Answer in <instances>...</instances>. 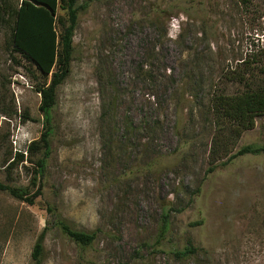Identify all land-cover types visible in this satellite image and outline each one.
I'll return each instance as SVG.
<instances>
[{"label":"rangeland","instance_id":"rangeland-1","mask_svg":"<svg viewBox=\"0 0 264 264\" xmlns=\"http://www.w3.org/2000/svg\"><path fill=\"white\" fill-rule=\"evenodd\" d=\"M80 3L36 184L41 153L10 167L44 129L36 68L13 60L0 22V181L41 190L35 204L0 191V264H32L45 228L44 264H264V112L235 149L255 153L210 160V99L243 91L227 76L264 50V0ZM58 219L96 241L82 248Z\"/></svg>","mask_w":264,"mask_h":264},{"label":"trees","instance_id":"trees-1","mask_svg":"<svg viewBox=\"0 0 264 264\" xmlns=\"http://www.w3.org/2000/svg\"><path fill=\"white\" fill-rule=\"evenodd\" d=\"M241 7L248 9L255 0H235ZM87 4L80 0H0V22L8 32V46L13 60L22 66L18 57L24 58L36 68L33 87L40 94V112L43 116L44 129L39 139L31 141L24 150L17 151L15 164L32 161L38 154L43 156L37 161V171L33 178L36 184L44 176L47 159L52 154L50 136L52 135V109L55 106L58 87L71 71L74 54V34L79 16ZM64 11V15L59 14ZM244 59L242 71L233 70L227 76L228 81L239 83L243 91L235 96L216 94L210 99V109L215 115L216 133L212 139L210 152L211 163L255 153L244 146L235 151L243 134L256 125L257 115L264 112V50H259ZM250 58V57H249ZM258 73L255 78L253 75ZM249 75V76H248ZM4 114L10 117L8 112ZM264 152V147L261 148ZM213 171V169H211ZM0 191L35 204L41 190L30 195L27 189L15 187L0 181ZM168 214L164 215L161 233L169 231ZM200 224V223H199ZM55 226L82 248L90 247L97 239V232H85L74 229L69 223L58 219ZM49 228H45L38 237L31 254L32 264H44V240ZM185 250L183 256L189 253Z\"/></svg>","mask_w":264,"mask_h":264}]
</instances>
